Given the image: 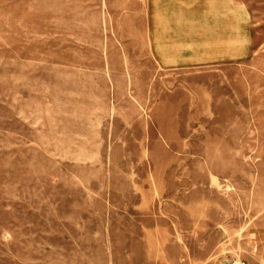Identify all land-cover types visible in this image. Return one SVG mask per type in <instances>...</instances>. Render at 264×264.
Listing matches in <instances>:
<instances>
[{"label": "rangeland", "instance_id": "1", "mask_svg": "<svg viewBox=\"0 0 264 264\" xmlns=\"http://www.w3.org/2000/svg\"><path fill=\"white\" fill-rule=\"evenodd\" d=\"M231 1L0 0V264H264V0Z\"/></svg>", "mask_w": 264, "mask_h": 264}, {"label": "crops", "instance_id": "2", "mask_svg": "<svg viewBox=\"0 0 264 264\" xmlns=\"http://www.w3.org/2000/svg\"><path fill=\"white\" fill-rule=\"evenodd\" d=\"M153 1H154V4L167 3L165 5V7H162L166 10H169L168 8H170V9L174 8L177 11L183 10L184 12H188V13L191 12V9H194L198 12H202V11L206 12V10H208V11H210L209 13L207 12V14H209V15H214L217 17V16H220L221 14H223V15H226L229 17L228 20L232 19L234 21V18H230L231 16H234L233 13L235 10V6L233 5L234 3L231 0H183V1L153 0ZM171 3H173V5H169ZM183 5L186 6V7H184V9H182ZM188 5H191V6L189 7ZM204 5H205V7H204ZM207 6H208V8H207ZM166 7H168V8H166ZM236 15H237L236 21L238 22V24H240L243 14L236 12ZM182 246L185 247L186 253L190 251L188 249L187 245H182ZM204 250H205V248L202 249V252H204ZM218 254H219L218 256L214 257L213 255L210 254V252L204 253V255H202L203 257L200 258V259H202V261L197 262V263L198 264H226L224 257H222L225 254V252L221 251ZM216 258H218V259H216Z\"/></svg>", "mask_w": 264, "mask_h": 264}, {"label": "built area", "instance_id": "3", "mask_svg": "<svg viewBox=\"0 0 264 264\" xmlns=\"http://www.w3.org/2000/svg\"><path fill=\"white\" fill-rule=\"evenodd\" d=\"M227 264H249L247 261L237 258V257H232Z\"/></svg>", "mask_w": 264, "mask_h": 264}]
</instances>
